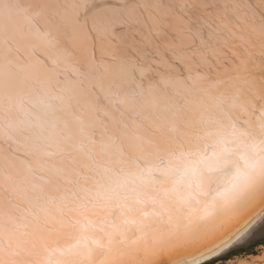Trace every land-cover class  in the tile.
I'll return each instance as SVG.
<instances>
[{"label": "snow or ice", "instance_id": "snow-or-ice-1", "mask_svg": "<svg viewBox=\"0 0 264 264\" xmlns=\"http://www.w3.org/2000/svg\"><path fill=\"white\" fill-rule=\"evenodd\" d=\"M20 12L0 23V264L264 248V0Z\"/></svg>", "mask_w": 264, "mask_h": 264}, {"label": "bare ground", "instance_id": "bare-ground-1", "mask_svg": "<svg viewBox=\"0 0 264 264\" xmlns=\"http://www.w3.org/2000/svg\"><path fill=\"white\" fill-rule=\"evenodd\" d=\"M6 3L10 11L0 13V23H10L13 26L22 24L23 15L20 9L27 5L28 0H6ZM215 264H224V262L219 260ZM227 264H264V249L259 255L241 254L234 260L227 261Z\"/></svg>", "mask_w": 264, "mask_h": 264}, {"label": "rangeland", "instance_id": "rangeland-1", "mask_svg": "<svg viewBox=\"0 0 264 264\" xmlns=\"http://www.w3.org/2000/svg\"><path fill=\"white\" fill-rule=\"evenodd\" d=\"M244 249L247 251H243ZM263 249L264 248H261L257 245H247L244 247H236L228 253L227 261L234 260L237 256H240L241 254L259 255ZM217 261L219 260L212 261V264H215Z\"/></svg>", "mask_w": 264, "mask_h": 264}, {"label": "trees", "instance_id": "trees-1", "mask_svg": "<svg viewBox=\"0 0 264 264\" xmlns=\"http://www.w3.org/2000/svg\"><path fill=\"white\" fill-rule=\"evenodd\" d=\"M243 251H247V250L244 249ZM236 253H237V252H236Z\"/></svg>", "mask_w": 264, "mask_h": 264}]
</instances>
